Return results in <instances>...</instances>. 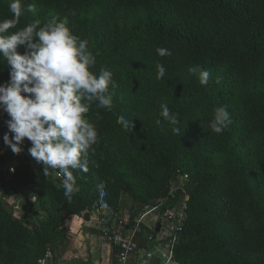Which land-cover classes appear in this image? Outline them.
Here are the masks:
<instances>
[{"label":"trees","instance_id":"1","mask_svg":"<svg viewBox=\"0 0 264 264\" xmlns=\"http://www.w3.org/2000/svg\"><path fill=\"white\" fill-rule=\"evenodd\" d=\"M30 4L35 13L27 11ZM22 9L9 32L36 19L41 26L53 16L67 19L71 33L87 40L96 57L90 71L98 75L107 68L116 88L111 111L94 102L85 114L98 141L89 171L72 170L80 191L71 201L55 170L45 176L30 167L27 138L19 154L2 143L0 264H45L50 254L56 261L67 244L65 220L73 214L99 211L102 224L110 225L98 203L100 182L108 208L127 212L124 228L132 230L143 213L170 196L179 175L192 185L175 262L264 264V0H22ZM10 18L8 0H0V21ZM157 48L171 55L159 56ZM18 50L23 53V46ZM157 64L166 69L160 80ZM193 66L209 71L207 85L189 72ZM8 80L9 67L0 62V84ZM161 104L178 114L179 135L160 116ZM220 106L232 123L216 134L209 122ZM121 115L133 121L132 130L117 123ZM7 162L16 166L9 191L2 170ZM7 192L20 199L18 216L1 200ZM139 227L133 234L137 249L156 234L155 227ZM111 245L117 264L119 247Z\"/></svg>","mask_w":264,"mask_h":264},{"label":"clouds","instance_id":"2","mask_svg":"<svg viewBox=\"0 0 264 264\" xmlns=\"http://www.w3.org/2000/svg\"><path fill=\"white\" fill-rule=\"evenodd\" d=\"M8 8L12 18L0 21V62L9 67V80L0 84V110L9 117L3 142L19 154L27 138L31 142L28 154L43 166L45 176L55 170L62 177L64 196L71 201L80 191L72 170L89 171V153L95 152L93 146L98 141L97 129L85 114L94 102L97 108L112 110L116 82L107 68H101L98 75L90 71L96 57L87 40L71 33L67 19L53 16L43 26L36 19L9 32L20 22L22 0H8ZM27 11L35 13L36 5H28ZM21 46L23 53L18 50ZM156 52L162 57L171 55L166 48H157ZM156 67V78L163 79L165 67ZM189 72L198 77L200 85L208 84L209 71L193 66ZM160 116L169 122L174 134H180L178 114L172 113L167 104H161ZM117 123L125 130L133 128V121L122 115ZM231 123L226 106H220L214 110L209 128L222 134ZM105 187L103 182L96 185L98 203L107 210Z\"/></svg>","mask_w":264,"mask_h":264},{"label":"crops","instance_id":"3","mask_svg":"<svg viewBox=\"0 0 264 264\" xmlns=\"http://www.w3.org/2000/svg\"><path fill=\"white\" fill-rule=\"evenodd\" d=\"M9 117L3 110H0V151H3V135L6 133L7 127L5 121ZM182 175L177 176V179ZM174 181L171 182L173 184ZM171 186V195H173ZM168 197V196H167ZM14 197L7 195L3 196L4 203L11 204L17 201ZM185 200L182 201L184 204ZM7 204V203H6ZM164 204V203H163ZM176 205H174L175 207ZM162 205L154 208L151 212V221L144 217L143 222L149 228L154 230L157 223L160 228L156 231L154 238L145 246L137 249V252L131 256L128 264H177L175 261L168 262L163 254L167 253L166 245L169 241V228L172 223L163 220L158 221V213ZM121 209V208H119ZM107 214V211L104 210ZM99 211L81 212L73 214L65 220V228L67 234V244L60 258L56 261L53 255H48L44 261L45 264H112L111 250L112 245L103 238L102 223L99 221ZM151 222V223H149ZM155 223V224H154ZM151 224L152 226L148 225ZM127 236H133L132 230H125ZM147 253H151L148 257ZM54 259V260H53Z\"/></svg>","mask_w":264,"mask_h":264},{"label":"built area","instance_id":"4","mask_svg":"<svg viewBox=\"0 0 264 264\" xmlns=\"http://www.w3.org/2000/svg\"><path fill=\"white\" fill-rule=\"evenodd\" d=\"M2 170H3V178H4V189L5 191H9L11 188V183L14 180V176L16 173V166L13 162H7L2 165ZM5 195L6 196L9 195L8 192ZM184 207H185L184 204H182L180 211H175L173 207L170 208L166 214H163L162 219H160L161 210L158 213L159 222L166 220L172 223V227L169 228L170 230V233L168 235L169 241L166 245L167 253L163 254L165 256L166 261L168 262L175 261L173 258V249L175 243L179 238V233L182 231L183 220L185 218ZM153 209L147 210L145 213H143L140 216L138 222L135 224V226L132 229L133 234L135 232H139L140 230L139 223L145 224L143 222L144 217L151 215L152 213L151 211ZM106 211L107 214H109V216L111 217V222L110 225H106V226L102 224L103 238L105 235L106 240L109 243L112 242L118 245L119 251L117 253V264H128V261L131 258V256L135 254L137 251L136 243L133 240V236H127L125 234L126 229L124 227H125V223L128 221V213L119 208L118 209L108 208ZM17 213L18 211H13L14 215H16ZM100 222L102 223V220ZM147 256L150 257L151 253H147Z\"/></svg>","mask_w":264,"mask_h":264},{"label":"rangeland","instance_id":"5","mask_svg":"<svg viewBox=\"0 0 264 264\" xmlns=\"http://www.w3.org/2000/svg\"><path fill=\"white\" fill-rule=\"evenodd\" d=\"M30 167L35 171H37V172H42L43 171V166L41 165V164H38L35 160H34V158H31L30 159ZM55 173V172H54ZM54 173L52 174L51 173V175H54ZM55 175H56V173H55ZM57 176V175H56ZM57 177H59V176H57ZM174 182H173V184H170V196L169 197H161L159 200H158V202H157V204H156V207H158L159 205H164L166 202H168L169 201V199L170 198H172V196L173 195H175V194H179V196H178V198L176 199V202H175V204L174 205H176L175 207H174V205H173V209L175 210V211H180L181 210V206H182V201H184L185 199H186V197H187V193H188V191L190 190V187H191V185H192V183H191V181H190V179L186 176V175H182V177L181 178H179V179H177V178H175L174 180H173ZM171 186H172V188H173V195H171ZM23 191H29V188L27 189H23ZM3 196H5L6 197V195L4 194ZM3 196H2V198H1V200L3 201ZM6 203H7V205H8V209L9 210H11V211H19L20 209H22L23 207H21V202H20V199H18L17 201H14V203L13 204H11V203H9V202H7L6 201ZM164 203V204H163ZM20 205V206H19ZM21 207V208H19V207ZM7 209V210H8ZM169 211V209H167L163 214H166L167 212ZM10 212V211H9ZM163 214L160 216V219H162L163 218ZM19 214L17 213L16 214V216H18ZM151 219H152V217H151V215H148V216H146V220H150L151 221ZM149 223H151V222H149ZM148 225H150V226H152L151 224H148Z\"/></svg>","mask_w":264,"mask_h":264},{"label":"water","instance_id":"6","mask_svg":"<svg viewBox=\"0 0 264 264\" xmlns=\"http://www.w3.org/2000/svg\"><path fill=\"white\" fill-rule=\"evenodd\" d=\"M159 228H160V224H159V223H157V225H156V231H158V230H159Z\"/></svg>","mask_w":264,"mask_h":264}]
</instances>
